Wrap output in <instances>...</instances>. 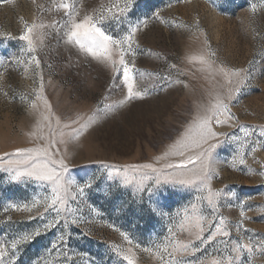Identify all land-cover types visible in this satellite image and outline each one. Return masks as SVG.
Segmentation results:
<instances>
[{"label":"rangeland","instance_id":"rangeland-1","mask_svg":"<svg viewBox=\"0 0 264 264\" xmlns=\"http://www.w3.org/2000/svg\"><path fill=\"white\" fill-rule=\"evenodd\" d=\"M85 16L120 42L114 63L68 42ZM209 118L223 135L201 137ZM29 160L56 161L64 203L49 207L50 182L12 179L8 162ZM0 252L264 264V0H0Z\"/></svg>","mask_w":264,"mask_h":264},{"label":"snow or ice","instance_id":"snow-or-ice-1","mask_svg":"<svg viewBox=\"0 0 264 264\" xmlns=\"http://www.w3.org/2000/svg\"><path fill=\"white\" fill-rule=\"evenodd\" d=\"M65 8H67V5H64ZM31 31V29H26V32ZM21 39L23 40H29V37L27 34H24L21 36ZM67 39L69 43L74 42L76 45L79 46L80 49L85 51L88 55L95 58L98 61L101 62H112L111 57V47L112 45H119L120 42L116 41L111 35H108L105 33V31L102 30L101 27L97 26L93 22V18L90 16H85L83 20L76 21L73 20L70 26V29L67 33ZM128 40H131V34L127 38ZM29 43L31 41L29 40ZM119 65L123 66V75L125 77V80L128 78L129 74V68L127 64L125 63L124 59L121 58L119 61ZM128 92L130 94V97L132 95H135V93L132 92V85H128ZM213 118H209L205 120L201 125V137L202 138H211L215 137L217 135H223V133H216L212 131V128L210 127V124L212 123ZM216 124H224L227 123L226 120H220L215 119ZM67 141L66 143H70ZM216 147V145H209L207 151L211 152L212 148ZM25 151H31V150H24V149H17V153L25 152ZM8 155V154H6ZM241 163H244L243 160L240 161ZM31 163V160L29 161H9L8 166L11 168V170L15 171V175L12 177L13 180L19 179L21 176L27 175L29 177H35L37 180L47 181L50 182L52 185H54L53 193L55 194L52 203L49 206L50 208H56L57 203H64V200L59 195V190L62 187L60 181L61 176L58 172L55 171V165L56 161L50 160L49 163L52 165L51 168L37 172L35 169L28 170L29 165ZM184 165H181L183 167ZM23 168L24 171H20V168ZM61 167L65 168V171H67L66 166L63 165L61 162ZM204 179H207L206 176H196L194 177V180L202 181ZM164 182H167V178ZM161 182L158 181V185ZM149 193H153L156 191V189H149ZM57 214L59 215V210H57ZM38 235V233H37ZM32 237L26 236L24 237L25 240H29ZM211 239V237H209ZM20 241H17L19 243ZM13 247H16V244H13ZM250 247V246H249ZM3 255V252H0V256Z\"/></svg>","mask_w":264,"mask_h":264}]
</instances>
